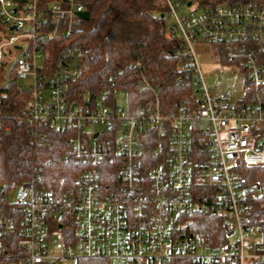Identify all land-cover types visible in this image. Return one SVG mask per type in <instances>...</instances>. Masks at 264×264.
I'll list each match as a JSON object with an SVG mask.
<instances>
[{
	"label": "built area",
	"instance_id": "1",
	"mask_svg": "<svg viewBox=\"0 0 264 264\" xmlns=\"http://www.w3.org/2000/svg\"><path fill=\"white\" fill-rule=\"evenodd\" d=\"M164 1V15L173 19L166 38L187 59L176 82L191 85L198 102L164 108L160 86L143 75L151 103L133 113L119 102L125 93L89 111L68 102V82L85 69L78 44L43 83L44 47L58 33L42 27L52 18L67 33L77 31L84 3L0 0V61L14 60L17 79L29 82L21 85L32 89L25 112L66 131L81 165L68 194L40 187L34 175L0 186V264L15 262L6 239L16 228L20 264L80 257L109 264H264V226L254 215L262 186L249 177L264 165V66L253 50H264V3ZM205 42L218 45L224 61L214 65L212 82L198 60L197 45ZM0 129H10L1 116ZM65 213L74 215L67 242L51 229ZM199 213L221 217V240L193 228L191 217Z\"/></svg>",
	"mask_w": 264,
	"mask_h": 264
},
{
	"label": "trees",
	"instance_id": "2",
	"mask_svg": "<svg viewBox=\"0 0 264 264\" xmlns=\"http://www.w3.org/2000/svg\"><path fill=\"white\" fill-rule=\"evenodd\" d=\"M90 13L81 20L77 31L67 33L65 24L49 19L42 27L54 31L45 44L43 53V83L56 70L63 54L72 44L82 48L80 63L85 65L81 76L67 84V100L84 111L112 103V94L125 93V104L133 113H138L151 103L143 75L160 86L161 103L164 108L176 111L194 108L198 102L191 85L176 82L180 63L186 57L171 54L174 42L166 38L168 17L164 0H79ZM203 6L250 3L259 6L264 0H192ZM3 27L0 24V31ZM56 33V34H57ZM258 61L264 66V50L253 46ZM48 52V55L46 53ZM173 52V51H172ZM5 75L9 59L0 61V116L9 131L0 129V186L19 184L34 175L42 188L53 187L64 194L77 187L80 163L73 156L68 143L69 134L52 130L45 123L30 120L25 104L32 96L30 87L23 88L16 77L15 61ZM140 64V65H139ZM23 88V89H22ZM107 95V96H106ZM111 180L115 173L108 172ZM114 174V175H113ZM250 179L261 183L262 191L255 201L254 215L264 226V165L250 171ZM74 215L62 214L51 229L57 230L65 241L73 229ZM193 228L203 236L216 240L224 237L222 219L218 215L196 214ZM16 228L7 236L9 257L20 264L23 251L18 245ZM107 258H77V264H109ZM5 264H9L6 262Z\"/></svg>",
	"mask_w": 264,
	"mask_h": 264
},
{
	"label": "rangeland",
	"instance_id": "3",
	"mask_svg": "<svg viewBox=\"0 0 264 264\" xmlns=\"http://www.w3.org/2000/svg\"><path fill=\"white\" fill-rule=\"evenodd\" d=\"M200 3V2H198ZM198 3L194 4V8L197 7V9H202V7H200V5L198 6ZM201 5H203L202 3H200ZM168 25L172 24L173 19L172 18H168ZM197 51H198V60L199 63L203 66L204 70L206 72H209L207 79L208 81L212 82L217 78V73L216 71H212L214 69V65L218 66L219 63H224V61L222 59H220L219 57V53H218V45H216L215 43H211V42H205V43H200L197 45ZM13 61H11L8 64V67L6 68L5 71V75H9V69L12 66ZM238 81H240V78H238ZM19 84L24 85V84H28V81L22 80V79H18ZM120 103H123L125 105V101L122 99H119ZM58 252V250H57ZM54 264H61L60 262H56ZM68 264H77V258H71L68 261Z\"/></svg>",
	"mask_w": 264,
	"mask_h": 264
},
{
	"label": "water",
	"instance_id": "4",
	"mask_svg": "<svg viewBox=\"0 0 264 264\" xmlns=\"http://www.w3.org/2000/svg\"><path fill=\"white\" fill-rule=\"evenodd\" d=\"M78 16H79L80 18L84 19V20H87V19H89V17H90V13H89L88 10H85V11H83V12H79V13H78ZM163 16H164V14H163ZM172 53H173V52L171 51V54H172Z\"/></svg>",
	"mask_w": 264,
	"mask_h": 264
}]
</instances>
